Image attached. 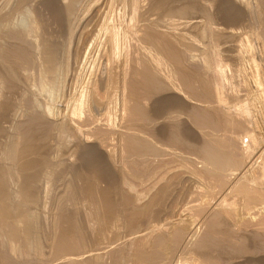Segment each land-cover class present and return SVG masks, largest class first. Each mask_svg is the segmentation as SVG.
Returning <instances> with one entry per match:
<instances>
[{"label":"rangeland","instance_id":"374dc122","mask_svg":"<svg viewBox=\"0 0 264 264\" xmlns=\"http://www.w3.org/2000/svg\"><path fill=\"white\" fill-rule=\"evenodd\" d=\"M262 105L264 0H0V264H264Z\"/></svg>","mask_w":264,"mask_h":264},{"label":"bare ground","instance_id":"6f19581e","mask_svg":"<svg viewBox=\"0 0 264 264\" xmlns=\"http://www.w3.org/2000/svg\"><path fill=\"white\" fill-rule=\"evenodd\" d=\"M111 28V27H110ZM109 33V32H108ZM111 34V33H110ZM25 53H27V52H25ZM21 55V54H20ZM20 55H18V56H20ZM17 57V56H16ZM22 56H20V58H21ZM16 59V58H15ZM263 93V92H262ZM259 96V95H258ZM95 100V99H94ZM99 102V101H98ZM95 104V103H94ZM263 106V108H264V105H262ZM99 107V106H98ZM259 151V150H258ZM212 234V233H211ZM215 237V234H212V238L210 237V234H209V232H208V235H207V239H213Z\"/></svg>","mask_w":264,"mask_h":264},{"label":"water","instance_id":"95a60500","mask_svg":"<svg viewBox=\"0 0 264 264\" xmlns=\"http://www.w3.org/2000/svg\"><path fill=\"white\" fill-rule=\"evenodd\" d=\"M211 233L213 234V232H212V231H210V232H209V234H210V237L212 238V234H211ZM211 238H210V239H211Z\"/></svg>","mask_w":264,"mask_h":264}]
</instances>
